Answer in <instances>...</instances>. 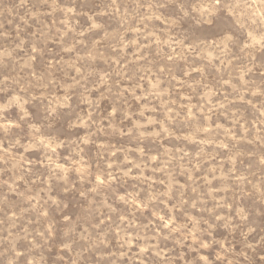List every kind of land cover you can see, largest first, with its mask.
Masks as SVG:
<instances>
[{"label":"clouds","instance_id":"9594fccd","mask_svg":"<svg viewBox=\"0 0 264 264\" xmlns=\"http://www.w3.org/2000/svg\"><path fill=\"white\" fill-rule=\"evenodd\" d=\"M99 3L84 10L96 0H0V264H264V228L251 220L264 216V127H256L264 125V65L255 63L264 50V0H197L195 9L188 0ZM170 5L177 14L165 17ZM49 16L57 19L49 24ZM221 18L226 27L213 45L184 50L182 21L198 29ZM165 45L179 47L180 57ZM197 52L202 69L190 62ZM178 59L184 77L212 69L216 83L187 84ZM233 59L245 61L238 77ZM256 67L259 83L245 79ZM149 75L151 89L137 95ZM185 85L189 115L175 92ZM229 96L251 105L255 119ZM62 112L67 135L57 128ZM217 114L231 120V140L214 124ZM162 140L170 147L147 148ZM251 157L255 166L245 163Z\"/></svg>","mask_w":264,"mask_h":264},{"label":"rangeland","instance_id":"374dc122","mask_svg":"<svg viewBox=\"0 0 264 264\" xmlns=\"http://www.w3.org/2000/svg\"><path fill=\"white\" fill-rule=\"evenodd\" d=\"M9 3H14L15 0H8ZM188 3L193 7V9H195V5L197 3V0H188ZM69 6H72L71 3L69 2ZM75 7L77 8V10H81L82 6L79 4V2H77V4L75 5ZM91 7H96V8H100L103 7L102 3H99V0H96V4H89L87 6H84V10H88V8ZM143 11V9H142ZM161 12L163 13V15L165 17H173L177 14L176 8L174 5H170L165 9H161ZM57 16H59V14H57ZM62 18V17H61ZM57 19L56 16H49L47 18V23L51 24L53 23V21ZM77 19H79L81 25H85L87 23L86 18L83 16L77 17ZM105 21L108 20L107 17L104 18ZM157 27L159 28H163L164 24L161 21H156L155 22ZM110 26H114V25H110ZM60 27L62 28L63 26L60 25ZM226 27V24L224 22V20L218 19L217 22L215 23V25H205L202 26L201 28H194L192 25V21L189 20H185L182 21L180 24V28L179 31L181 34H186L188 35L189 39L187 42H185L184 44V50L187 51L188 50V45L191 43H197V44H205V45H213L216 41H217V37L219 35V33L223 30V28ZM246 35V34H245ZM128 38H132V33L128 34ZM167 37H165L166 39ZM241 40L245 43H251V40H245L244 37H241ZM142 43H149L148 40H142ZM53 47H56L55 45H52ZM81 51H83V49H81ZM128 51V59L132 60V52L135 51L134 48H130L127 50ZM150 51L152 52L153 56L156 55V45L153 44L151 46ZM164 53H167L168 55H175L177 58L180 57L181 55V51L179 49V47H176L175 45H173V47H168L167 45L164 46L163 49ZM234 52L236 53V55H239V50L238 49H234ZM203 54L204 55H214V53L211 52L210 49L206 48L203 50ZM49 59H51L50 57L45 58L44 61L38 62L37 63V67H43L44 63H46ZM57 59H59V57H57ZM166 62V57H164V59L160 60L159 62V66L163 67L164 63ZM190 62L192 64V68L193 69H202L203 65L200 63V54L199 52H197L196 54H194L191 58H190ZM140 64H142L143 62H139ZM213 63L216 65V68H220L221 65L219 63L218 60H213ZM255 63L257 65H264V50L256 52L255 53ZM245 65V61L243 60H236L233 59V63L230 65V68L234 70L235 75L238 77L240 75V73L243 71ZM98 67L100 68H106L108 67L107 65L103 64L102 62H100L98 64ZM137 65L134 63L130 66V69L132 71H135ZM177 74L180 75L181 79L186 80L187 84H193L194 81H202L205 83H211V84H215L216 83V78H217V72L215 70L210 69L207 72H197V71H191L189 73L188 77H184L183 76V71L187 70L185 63L183 60H179L175 65ZM261 69L260 67H256L253 69V71L251 73H249V75L247 77H245V79H251L256 81L257 83H259L261 77ZM74 74V73H73ZM227 78V77H225ZM153 82V77L152 76H148L147 79H144L141 81V88L137 89V95L141 94L142 89L144 88H148L151 89V85ZM128 83L127 81H124L121 83V87H127ZM255 89H253L254 91ZM190 91V89L187 87V85H185V87H179L177 86L175 88V92H176V98H178L181 103L184 106V114L185 115H189V108H188V104H189V100L187 99L188 96V92ZM231 89L225 85L224 86V93L230 92ZM203 95V90H201V96ZM217 96L220 99H223V93L218 92ZM251 94L250 93H246L245 94V101H247L250 98ZM230 100H234V104L233 107L235 109H239L244 117L249 120L252 121L255 119L256 115L258 114L255 109H253L251 107V105H249L248 103L244 102V101H240V100H235L233 96H229ZM261 99V97L257 96V97H252L253 102L255 103L256 101H259ZM200 100V96H196L193 97L191 99V103L195 104L197 101ZM216 102V101H214ZM134 106H135V101H133ZM85 107V106H82ZM257 107H259V105L257 104ZM104 108L106 111H110V105L105 104ZM67 119V117L65 116V114L62 112L60 114L59 120L57 122V128L59 130H61L63 135H67L68 133L63 131L64 128V123L65 120ZM214 120V124H221L223 126V129L228 130V139L231 140L232 139V131H231V120H226L222 115L217 114L216 116L213 117ZM126 126H131V121H126L125 122ZM257 128L259 127H264V125H257ZM246 134L243 132V127H241L240 129V136H245ZM254 136H248V139H253ZM112 142L114 144L117 145H121V144H128L127 138H120V137H114L112 138ZM130 146V145H129ZM162 146V147H161ZM170 147V144L167 141H160L159 144H147V148L150 149L153 153H155V151L157 150H163V148H168ZM238 147L243 150V151H251L253 148V145H250L246 142H241ZM95 152V148L90 149V154ZM220 155L223 157L226 155V150H221ZM33 158H36L35 156ZM255 162V157H251L250 160H246L245 163H253V166H255L254 164ZM244 204L249 207V208H256L259 207V205L254 204L252 199H247L244 201ZM69 211H76L73 208H70ZM251 220L253 222H255L257 225H259L261 228H264V216H256L253 214V216L251 217Z\"/></svg>","mask_w":264,"mask_h":264}]
</instances>
